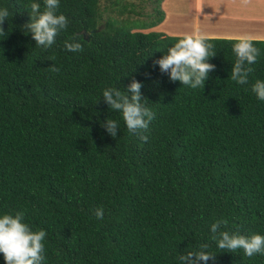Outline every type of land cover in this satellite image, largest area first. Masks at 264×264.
Instances as JSON below:
<instances>
[{
	"label": "trees",
	"instance_id": "1",
	"mask_svg": "<svg viewBox=\"0 0 264 264\" xmlns=\"http://www.w3.org/2000/svg\"><path fill=\"white\" fill-rule=\"evenodd\" d=\"M119 1L59 0L66 23L44 45L30 24L46 0H0V214L45 231L42 264H264L217 244L264 235V101L252 91L264 40L240 83L235 39L205 38L213 67L192 88L156 64L182 36L143 32L163 21V0ZM134 81L151 118L131 131L102 93L131 101Z\"/></svg>",
	"mask_w": 264,
	"mask_h": 264
},
{
	"label": "clouds",
	"instance_id": "2",
	"mask_svg": "<svg viewBox=\"0 0 264 264\" xmlns=\"http://www.w3.org/2000/svg\"><path fill=\"white\" fill-rule=\"evenodd\" d=\"M58 3L59 0H46L47 10L30 24L32 37L37 44L50 45L57 33V26L63 27L65 25V16L63 14L54 15L52 11ZM31 7L35 11L39 5L33 3ZM8 15L7 9L0 7V23ZM2 35L3 31L0 30V36ZM66 47L75 51L81 45L76 43L66 45ZM209 47L210 45L205 43V38L202 35L195 32L185 34L176 40L173 46L168 49L167 54L158 59L156 64L160 71L168 73L171 80H178L192 88H197L202 84L207 72L213 67L206 61V58L211 55L208 51ZM231 48L237 57L232 70V79L242 83L246 80V75L243 74L241 64L245 61L249 64L254 62L257 59L258 48L247 35L238 36ZM238 73L240 75H237ZM140 87V83L135 81L129 85L132 93L131 101L122 96L120 91L116 89H105L102 93L105 102L111 108L121 110L126 127L131 131L146 128L148 126L146 117L151 118L149 110L143 107L140 102ZM252 91L258 100L264 101V81L256 80L252 85ZM106 130L109 134L115 135V121H107ZM103 215L102 209L96 210L97 219H102ZM215 227L216 225L213 224V230ZM44 236L45 231L43 229L31 231L28 225L22 222L21 213L15 215L0 214V255H2L5 264H42ZM221 237L217 242L219 248H239L248 257L258 253L264 254V235L254 233L249 237L230 236L229 233L223 232ZM197 255L201 261L208 259L207 253L201 252ZM180 259L186 260L187 257L182 256ZM188 264H193V262L189 260Z\"/></svg>",
	"mask_w": 264,
	"mask_h": 264
},
{
	"label": "rangeland",
	"instance_id": "3",
	"mask_svg": "<svg viewBox=\"0 0 264 264\" xmlns=\"http://www.w3.org/2000/svg\"><path fill=\"white\" fill-rule=\"evenodd\" d=\"M125 1L128 4H130L131 2L134 4L137 3V0H122L121 2L125 3ZM163 1H165V8L166 9H164V11L166 12V14L168 13V11H170L172 13V15H174V16L170 15L171 17L168 19V24H169L168 26L170 27V29L172 31L178 32V31L182 30V31L188 32V29L190 27V26L188 27V25L191 23L190 24L191 29H194V30L200 29L202 32V30L204 29V26L200 25L201 22L197 18L198 11L192 10V7H193V5H195V2L192 3L193 2L192 0H180V1H178V0H163ZM201 1H203V0H200V2ZM215 1H217V4L210 5L211 7L209 8V12L205 11L206 12L205 14L208 18V24H207V26H205V27H208V29H206V32H209V30L215 31V32L222 31V30L226 31L227 30L226 27H228V26L230 27V24L228 25V22H226L229 19L228 20L223 19V18H225L226 14L232 16V15L236 14V12L241 14V10L247 9L248 7H249V10L253 9L254 7L257 6L256 1H258V0H244V1L236 0L234 3L232 0H215ZM100 4L104 5L105 0H100ZM202 4L200 3L197 7L199 8V6H201V8H203ZM191 5H192V7H191ZM136 6L137 7L134 6V8H132V10L135 12H137V10L140 9V7L138 5H136ZM154 6L155 5L152 2H148V4H145L146 9H144L143 11L146 12V14L151 13L152 16H156V12L154 11ZM117 9H119V8H117ZM188 12H190V14L186 15V16H190V19L179 18L176 16V15H179L181 13L187 14ZM252 14H250V20H252V21L248 24L252 23V25H250V26H252L253 28H256V25L258 26V28L263 27V26H260L259 23H256V22H260V20L262 19L259 17V14H257L256 11H252ZM132 16L133 15H128L127 17H123V18H129L130 17V19L133 20L134 18ZM134 16H136V15H134ZM253 23L255 25H253ZM185 24H188V25L185 26ZM147 31H149V30H145L143 32H147ZM152 31H155V29H152ZM228 31H230L229 33H232L231 29ZM156 32H160V31H156ZM215 34L217 36H219L217 33H215Z\"/></svg>",
	"mask_w": 264,
	"mask_h": 264
},
{
	"label": "crops",
	"instance_id": "4",
	"mask_svg": "<svg viewBox=\"0 0 264 264\" xmlns=\"http://www.w3.org/2000/svg\"><path fill=\"white\" fill-rule=\"evenodd\" d=\"M178 1H180V0H178ZM192 1H193L192 3L195 2V5H193V7L191 5L192 10L193 11H196V10L198 11L197 18L201 22L200 25L204 26V29L202 30V32H201L200 29H197V30L191 29V25H190L191 23L189 25L185 24V26H187V25H188V27L190 26L189 29H188V32H185V31H182V30H180L178 32L172 31L170 29V27L168 26L169 25L168 24V19L171 16H174V15H172V13L170 11H168L167 14L164 11V9H166L165 8V1H163L162 4H161V9L165 13L164 14V19L159 25H157L156 27H154L152 29H155V31H160V33H163V34L168 35V36H183L185 34H192L193 32H195V33H197L199 35H202L204 38L236 39L240 35H247L252 40H264V0L256 1L257 6L254 7L253 9L249 10V7L247 9H244V10L240 9L241 10V14L238 13V12H236V14H234L232 16L226 14L225 18H223V19H226V20L229 19L226 22H228V25L230 24L231 28L228 26V27H226L227 28L226 31L222 30V31H218V32L211 31V30H209V32H206V29H208V27H205L208 24V18H207L205 13L209 12V8L211 7L210 5L217 4V1H215V0H203L201 2H200V0H192ZM232 1L234 3L236 0H232ZM200 3L201 4L203 3L202 4L203 8H201V6H199V8L197 7ZM206 3H209V4H206ZM252 11L258 12L257 14H259V17L262 18V19L260 20V22H257V23H259L260 26H263V27L258 28V26L256 25V28H253L252 26H250V25H252V23L248 24V23H250L252 21V20H250V14H252ZM183 14L184 13H181V14L176 15V16L179 17V18H188V19H190V16H186V15H189L190 12H188L187 14H184V15ZM253 25H255V24L253 23ZM229 28L232 30V33H229L230 32V31H228V30H230ZM152 29H150L149 31H152ZM215 33H217L219 36H217Z\"/></svg>",
	"mask_w": 264,
	"mask_h": 264
},
{
	"label": "bare ground",
	"instance_id": "5",
	"mask_svg": "<svg viewBox=\"0 0 264 264\" xmlns=\"http://www.w3.org/2000/svg\"><path fill=\"white\" fill-rule=\"evenodd\" d=\"M242 1H244V0H242ZM244 3V2H243ZM247 3V2H246ZM206 4H209V3H206ZM259 11V10H258ZM260 12V11H259ZM258 13V12H257ZM222 14V13H221ZM257 23V22H256Z\"/></svg>",
	"mask_w": 264,
	"mask_h": 264
}]
</instances>
